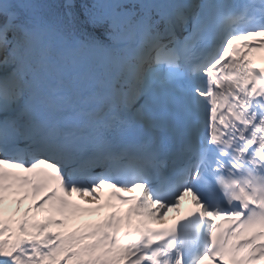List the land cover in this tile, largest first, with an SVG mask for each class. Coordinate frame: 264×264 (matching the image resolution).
<instances>
[{
	"label": "snow or ice",
	"instance_id": "snow-or-ice-1",
	"mask_svg": "<svg viewBox=\"0 0 264 264\" xmlns=\"http://www.w3.org/2000/svg\"><path fill=\"white\" fill-rule=\"evenodd\" d=\"M258 59L264 0H0V264L264 260Z\"/></svg>",
	"mask_w": 264,
	"mask_h": 264
},
{
	"label": "bare ground",
	"instance_id": "bare-ground-1",
	"mask_svg": "<svg viewBox=\"0 0 264 264\" xmlns=\"http://www.w3.org/2000/svg\"><path fill=\"white\" fill-rule=\"evenodd\" d=\"M137 190L138 191H141L140 189H137ZM172 211H173V209L168 210L167 215L164 216V218L162 220L161 219H158V220H156L155 222H152V223H162V222H166L167 220H169L171 218V214H173ZM148 223H151V222L149 221Z\"/></svg>",
	"mask_w": 264,
	"mask_h": 264
}]
</instances>
